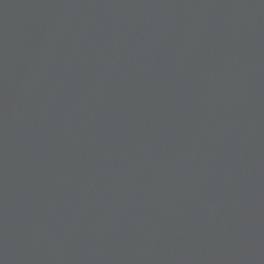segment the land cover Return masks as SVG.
I'll use <instances>...</instances> for the list:
<instances>
[{
  "label": "water",
  "instance_id": "1",
  "mask_svg": "<svg viewBox=\"0 0 264 264\" xmlns=\"http://www.w3.org/2000/svg\"><path fill=\"white\" fill-rule=\"evenodd\" d=\"M0 264H264V0H0Z\"/></svg>",
  "mask_w": 264,
  "mask_h": 264
}]
</instances>
